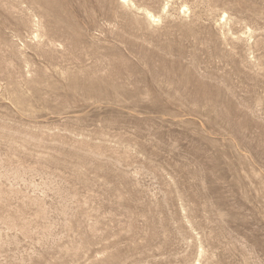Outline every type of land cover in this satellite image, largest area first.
<instances>
[{
  "label": "rangeland",
  "instance_id": "1",
  "mask_svg": "<svg viewBox=\"0 0 264 264\" xmlns=\"http://www.w3.org/2000/svg\"><path fill=\"white\" fill-rule=\"evenodd\" d=\"M121 1L0 0V264H264V0Z\"/></svg>",
  "mask_w": 264,
  "mask_h": 264
},
{
  "label": "bare ground",
  "instance_id": "2",
  "mask_svg": "<svg viewBox=\"0 0 264 264\" xmlns=\"http://www.w3.org/2000/svg\"><path fill=\"white\" fill-rule=\"evenodd\" d=\"M123 4H126L128 1L127 0H122L121 1ZM166 7H164L163 12H165ZM188 9L186 8L185 5L182 6V13L184 14L185 11H187ZM145 17L147 18L148 21H150L151 23H155L158 22V20L160 19L159 16H154L153 14H151L150 12H145L144 13Z\"/></svg>",
  "mask_w": 264,
  "mask_h": 264
}]
</instances>
